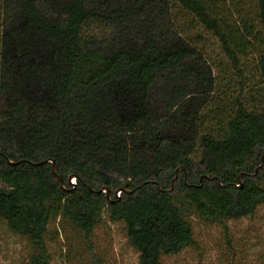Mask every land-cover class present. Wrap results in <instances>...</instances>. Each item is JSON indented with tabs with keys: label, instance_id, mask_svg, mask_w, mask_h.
<instances>
[{
	"label": "trees",
	"instance_id": "trees-1",
	"mask_svg": "<svg viewBox=\"0 0 264 264\" xmlns=\"http://www.w3.org/2000/svg\"><path fill=\"white\" fill-rule=\"evenodd\" d=\"M262 207L264 0H0V229L26 264H52L62 220L90 264L105 220L165 264L194 219L264 264L254 229L227 233Z\"/></svg>",
	"mask_w": 264,
	"mask_h": 264
},
{
	"label": "rangeland",
	"instance_id": "rangeland-1",
	"mask_svg": "<svg viewBox=\"0 0 264 264\" xmlns=\"http://www.w3.org/2000/svg\"><path fill=\"white\" fill-rule=\"evenodd\" d=\"M130 24L131 20L116 31L119 38L129 39L132 36L129 34L134 33L135 30L129 28ZM62 221L60 237L51 248L52 264H90L81 234L71 229L65 220ZM227 226L228 237L235 241V246L239 247V240L241 241L242 238H249V244H252L250 242L255 239L253 233H247L249 228L256 231L264 245V207L258 210L253 220L244 218L228 222ZM193 227L198 246L165 259V264H237L235 261L239 259V252L234 248L235 255L232 256L233 251L229 250L225 243L226 237L222 226L209 225L194 219ZM94 241L105 264H137V253L126 243L121 223L103 221L94 230ZM243 250H245L244 246ZM259 250L260 247L254 250L255 255ZM248 251L250 253L242 254L240 258H243L244 262L252 263L253 250L251 248ZM28 254V244L24 240L0 229V264H26Z\"/></svg>",
	"mask_w": 264,
	"mask_h": 264
},
{
	"label": "water",
	"instance_id": "water-1",
	"mask_svg": "<svg viewBox=\"0 0 264 264\" xmlns=\"http://www.w3.org/2000/svg\"><path fill=\"white\" fill-rule=\"evenodd\" d=\"M48 161L52 163V172L55 174V166H54V161L52 159L44 160L42 162H48ZM72 177L73 176H70L69 179H71ZM100 191H105L107 193L106 196L109 197L108 189L102 188L99 190V192ZM120 191H121V189L116 190L115 195L117 194V192H120Z\"/></svg>",
	"mask_w": 264,
	"mask_h": 264
},
{
	"label": "built area",
	"instance_id": "built-area-1",
	"mask_svg": "<svg viewBox=\"0 0 264 264\" xmlns=\"http://www.w3.org/2000/svg\"><path fill=\"white\" fill-rule=\"evenodd\" d=\"M69 182H70V184H74V177H72V178L70 179V181H69ZM119 193H120V192H117L116 196H118V195H119Z\"/></svg>",
	"mask_w": 264,
	"mask_h": 264
}]
</instances>
